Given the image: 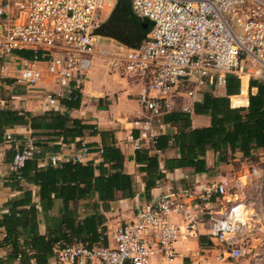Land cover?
<instances>
[{
	"label": "built area",
	"instance_id": "obj_1",
	"mask_svg": "<svg viewBox=\"0 0 264 264\" xmlns=\"http://www.w3.org/2000/svg\"><path fill=\"white\" fill-rule=\"evenodd\" d=\"M118 1L0 0V86L52 84L54 91L37 98L44 108L57 109L81 98L89 70L101 61L112 74L141 85L138 101L146 114L135 122L142 126L138 147L146 140L156 143V128L166 114L191 113L187 102L195 103L206 88L225 89L230 76L240 81L231 106H248L250 82L264 81V0H129L137 18L152 23L135 48L98 33ZM17 51L34 57L15 58ZM234 98L244 104L234 105ZM37 152L35 138L25 137L11 171L20 175ZM87 155L84 148L75 162ZM50 161L56 164L58 157ZM250 174L246 184L233 176L191 188L167 186L126 224L102 233L100 242L56 245L54 264H170L178 256L179 239L199 233L206 219L207 236L221 247V259L237 261L245 255L243 235L250 240L264 233V168L253 167ZM248 187L254 195L243 198ZM214 200L219 203L215 211L208 208Z\"/></svg>",
	"mask_w": 264,
	"mask_h": 264
},
{
	"label": "crops",
	"instance_id": "obj_2",
	"mask_svg": "<svg viewBox=\"0 0 264 264\" xmlns=\"http://www.w3.org/2000/svg\"><path fill=\"white\" fill-rule=\"evenodd\" d=\"M14 57L25 59L16 54ZM47 91H54V86L42 82L35 87L25 88L8 81L0 86V109L18 111L20 107H23V112H29L34 117L54 112L70 120H77L89 126V129L73 139L71 136L65 137L63 131L46 128L33 131L29 126H15L6 130L0 141V264H21L18 259H11L12 248L5 245L8 232L4 221L13 210L16 201L27 202L17 207V210L30 211V207L35 206L36 211V227L30 224L26 233L22 232L24 235H21L19 239L20 244L29 240V237L34 234L48 239L63 233H70L71 227L78 229L79 226L82 227L80 232L82 237L90 239L91 230L96 231V235H101L105 232L111 233L126 224L133 218L137 208L155 201L167 186L175 189L191 188L199 183L218 182L225 177L233 176L241 181L246 179L251 182L253 179L250 174L251 169L253 167L264 168V151L258 149L252 153V159L245 158L242 153L236 152L233 157L230 154L227 162L222 161L221 154L208 151L205 157L209 169L207 173L196 174L193 168L167 171L165 160L179 158L177 149L160 151L156 149V143L152 145L147 140L143 141L140 147L135 143L141 135L142 127L136 125L135 122L144 120L146 114L138 101L141 91L140 83L112 74L101 61H95L89 70L81 98L69 101L78 102L76 107L69 108L65 102L57 109L44 108L37 97ZM219 92L218 96H225L226 88ZM199 97L197 101L202 99ZM186 104L192 110L193 128L210 125L209 117L193 114L194 103L187 102ZM233 104H244V101L242 98H234ZM71 125L72 123H69L67 126ZM175 132L176 128L166 123L164 117L163 123L156 128L157 139ZM32 134L38 144V152L31 161L29 167L31 179L28 180L23 177L19 178L15 172L11 171V164L20 143ZM7 135H11L12 139L7 140ZM84 148L88 150V155L79 163L83 166L90 165L94 169L92 186L87 193L85 192L86 183L76 180L79 176H75L76 179L72 178L75 174L73 169L62 173V177L51 180L49 184L47 182L43 185L35 183L36 175L47 172L50 167L62 170L68 163L76 164L75 157L80 155ZM110 148L118 149L124 156L122 169H112L113 162L106 161L104 158L103 152ZM138 150H146L149 156L158 157V169L163 177L157 180L154 188L150 190L146 187L149 180L148 173L144 169L146 165L136 162ZM53 155L58 157L56 164L50 161ZM101 166L105 172H101ZM117 171L132 177L134 195L129 196L127 191L114 190L113 194L102 199L98 189H95L97 184L95 179L103 175L106 180L109 175ZM248 193L243 198L253 197L254 194ZM208 208L217 210L218 201L214 200ZM69 216L73 220L67 226L64 218H70ZM91 218L94 219L95 224L89 227L86 220ZM172 219L182 228V232H185L182 220L176 216ZM208 227L206 219L205 224L199 225V233L196 232V235L190 238L181 237L175 245L178 256L170 264H257V259H261V264H264L263 232H256L250 240H245V234L243 235L245 255L235 261L227 258L221 259L222 249L217 242L207 236ZM104 244H107V241ZM46 264H54V256H50ZM153 264L156 263L153 262Z\"/></svg>",
	"mask_w": 264,
	"mask_h": 264
},
{
	"label": "trees",
	"instance_id": "obj_3",
	"mask_svg": "<svg viewBox=\"0 0 264 264\" xmlns=\"http://www.w3.org/2000/svg\"><path fill=\"white\" fill-rule=\"evenodd\" d=\"M152 23L148 20L137 18L131 8L129 0H119L107 22L99 30V35L112 38L124 45L135 48L138 47L146 38L147 31L151 29ZM16 55L33 59V53L29 51H17ZM250 95L247 107L233 108L231 106L230 96L238 95L240 92V81L234 76L228 77L226 86V95L218 96L215 94L214 88H206L201 92L202 99L193 105V114L197 116H207L210 118V125L207 127L193 128L192 113L183 111H173L164 116V121L176 128L175 133L160 136L156 141V149L166 151L168 149H177L179 158L165 160V169L174 171L181 168H193L196 174L207 173L209 171L206 164V153L213 151L222 155V161L227 162L230 154L236 152L243 154L245 158L252 157V153L258 149L264 151V81L252 80L249 84ZM69 108L76 107L78 102H67ZM52 113V114H51ZM72 123L71 126H67ZM15 126H29L33 131L40 129L63 131L65 137L71 136L75 138L80 136L89 126L82 124L77 120H70L58 113L50 112L43 116L34 117L29 112H19L9 109H0V141L5 132L9 128ZM34 134H32V137ZM67 139V138H65ZM36 146L38 144L36 142ZM106 161L113 162L112 169L123 168L124 156L116 148H110L103 152ZM28 161L18 175L19 178L31 179L29 175V167L32 163ZM136 162L145 164L149 180L147 181V189L154 188L157 180L163 177L159 171L158 157H151L146 150H138L136 152ZM76 164L68 163L64 165L62 170L48 168L47 172L37 174L35 183H51V180L62 177V173H67L72 169L75 174L72 177L80 182L86 183V190L92 186L94 179V169L90 166H83L79 162ZM101 172H105L101 166ZM95 189L99 191L100 197L107 198L116 191H127L129 196L134 195V181L131 176L122 172H115L108 176L101 175L95 179ZM43 189V186H41ZM42 192V190H41ZM43 194V193H41ZM106 201V199L104 200ZM26 201H16L15 206L5 217L4 225L7 229V237L5 245L12 248L11 259H18L21 264H46L50 256H54V248L58 244H74L76 242H84L96 244L100 242L101 235L91 230L90 239H85L81 235L82 227H71L70 233H63L56 237L45 238L39 234L29 237L23 244L19 239L22 232L26 233L30 224H36L35 206L30 207V211L17 210V207L25 205ZM70 217V216H69ZM73 218H64V223L69 226ZM93 218L88 221L87 226H91ZM36 227V225H35ZM33 252V254H31Z\"/></svg>",
	"mask_w": 264,
	"mask_h": 264
},
{
	"label": "rangeland",
	"instance_id": "obj_4",
	"mask_svg": "<svg viewBox=\"0 0 264 264\" xmlns=\"http://www.w3.org/2000/svg\"><path fill=\"white\" fill-rule=\"evenodd\" d=\"M112 44H115V42L114 41H112L111 42ZM215 94L216 95H219L220 94V92L219 91H217V92H215ZM202 97V96H201ZM201 97H199V98H201ZM36 140V139H35ZM242 179V178H241ZM234 180H235V178H234ZM242 182L244 183V184H246V179H242ZM248 192H250V190H249V187L246 189V194L248 193ZM263 204H264V201L262 202ZM264 208V207H263ZM257 209V208H256ZM256 235V233H254V236ZM250 254V253H249ZM252 255V254H251Z\"/></svg>",
	"mask_w": 264,
	"mask_h": 264
},
{
	"label": "water",
	"instance_id": "obj_5",
	"mask_svg": "<svg viewBox=\"0 0 264 264\" xmlns=\"http://www.w3.org/2000/svg\"><path fill=\"white\" fill-rule=\"evenodd\" d=\"M150 30H151V29H149V30L147 31V34L150 32Z\"/></svg>",
	"mask_w": 264,
	"mask_h": 264
}]
</instances>
